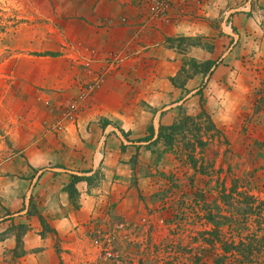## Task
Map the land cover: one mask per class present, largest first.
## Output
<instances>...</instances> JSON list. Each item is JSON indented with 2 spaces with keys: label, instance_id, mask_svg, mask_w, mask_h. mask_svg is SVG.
<instances>
[{
  "label": "rangeland",
  "instance_id": "obj_1",
  "mask_svg": "<svg viewBox=\"0 0 264 264\" xmlns=\"http://www.w3.org/2000/svg\"><path fill=\"white\" fill-rule=\"evenodd\" d=\"M173 3L0 0V264L214 260L217 176L264 165V0Z\"/></svg>",
  "mask_w": 264,
  "mask_h": 264
},
{
  "label": "trees",
  "instance_id": "obj_2",
  "mask_svg": "<svg viewBox=\"0 0 264 264\" xmlns=\"http://www.w3.org/2000/svg\"><path fill=\"white\" fill-rule=\"evenodd\" d=\"M254 108V111H258L261 108L260 104H256ZM247 119L245 131L247 136L251 134L252 141L248 144L250 146L248 156L251 158L256 147L264 152V127L256 129L257 132H255L254 127L256 126L253 125L252 119ZM218 134L220 137H225L223 130H218ZM165 135L169 136V134ZM149 139H151V135L140 140ZM262 167L264 165L253 168L246 177L232 175L230 177L231 187H227L225 180V175L230 172L228 166L224 176H220V174L217 176L218 195L215 209H211L210 204L206 201L203 204V208L207 209L203 218L212 226L208 225L210 229L200 231L198 237L194 239L196 242L208 244L209 248L214 250V260L210 263L206 258L197 256L194 252L190 264H238V262L264 264V173L258 171L260 168L263 169ZM216 171L221 172L222 168L220 167ZM247 222L248 224L253 223L256 229L240 235L242 228L249 230ZM225 227L230 230L229 235L225 234ZM233 233H236L237 236L239 234L236 241L233 238Z\"/></svg>",
  "mask_w": 264,
  "mask_h": 264
},
{
  "label": "built area",
  "instance_id": "obj_3",
  "mask_svg": "<svg viewBox=\"0 0 264 264\" xmlns=\"http://www.w3.org/2000/svg\"><path fill=\"white\" fill-rule=\"evenodd\" d=\"M158 2L159 4H164L163 7H161L160 5L156 6L158 9H162V10H166V9H171V8H178V7H182L180 5H176L173 3V1L175 0H153ZM198 1V0H197ZM201 1V0H199ZM182 2V1H181ZM184 3V2H183ZM173 6V7H170ZM184 6V5H183Z\"/></svg>",
  "mask_w": 264,
  "mask_h": 264
},
{
  "label": "crops",
  "instance_id": "obj_4",
  "mask_svg": "<svg viewBox=\"0 0 264 264\" xmlns=\"http://www.w3.org/2000/svg\"><path fill=\"white\" fill-rule=\"evenodd\" d=\"M110 155H113V154H106L105 159H107Z\"/></svg>",
  "mask_w": 264,
  "mask_h": 264
},
{
  "label": "flooded vegetation",
  "instance_id": "obj_5",
  "mask_svg": "<svg viewBox=\"0 0 264 264\" xmlns=\"http://www.w3.org/2000/svg\"><path fill=\"white\" fill-rule=\"evenodd\" d=\"M170 7H173V6H170Z\"/></svg>",
  "mask_w": 264,
  "mask_h": 264
}]
</instances>
